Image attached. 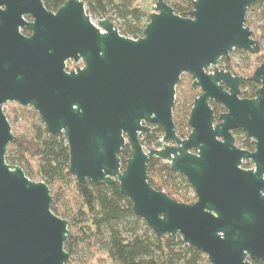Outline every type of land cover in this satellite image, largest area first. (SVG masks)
I'll list each match as a JSON object with an SVG mask.
<instances>
[{"label": "water", "instance_id": "1", "mask_svg": "<svg viewBox=\"0 0 264 264\" xmlns=\"http://www.w3.org/2000/svg\"><path fill=\"white\" fill-rule=\"evenodd\" d=\"M191 1L181 17L156 0L133 40L109 19L93 22L81 0L54 12L41 0H0V264H68L72 257L68 222L51 211L48 186L5 161L15 141L7 104L32 109L48 133L63 135L75 181L117 183L158 238L181 236L209 264H264V62L249 78L218 68L233 51L260 53L245 20L257 3L264 12V0ZM182 75L200 90L186 138L173 121ZM247 80L259 85L253 99L239 97ZM211 103L225 112L216 117ZM152 126L163 136L144 151L141 137ZM237 129L255 140L254 153L234 145ZM125 145L131 155L123 167ZM153 158L184 177L193 204L151 186ZM247 160L255 170L241 169Z\"/></svg>", "mask_w": 264, "mask_h": 264}, {"label": "trees", "instance_id": "2", "mask_svg": "<svg viewBox=\"0 0 264 264\" xmlns=\"http://www.w3.org/2000/svg\"><path fill=\"white\" fill-rule=\"evenodd\" d=\"M41 1L47 10L54 12L66 0ZM81 1L92 19H109L119 33L127 38L137 40L142 36L149 13L137 4V0ZM164 1L181 17H187L192 11L191 0ZM245 26L252 30L253 38L259 42L260 53L252 56L235 51L245 60L239 74L233 73L232 63L228 60L222 59L220 64L224 65L225 71L249 78L255 69L252 63L260 62L264 53V12L261 3L248 8ZM69 67H74V64L68 63ZM258 87V84L247 80L241 87L240 97H254ZM193 100L194 97L190 96L181 109L174 105L173 121L176 134L180 138H186L190 133L187 120ZM211 106L216 117L224 111L220 105ZM4 113L9 123L11 115L14 122L23 118L32 133L30 138L15 136V141L7 149L5 161L8 165L21 167L30 180H39L48 186L53 197L51 211L68 222L72 252L80 244H84L101 250L111 264H209L206 256L186 244L181 236L158 238L133 213L131 202L120 193L117 183L99 186L88 182L77 183L68 171L66 138L48 133L39 115L32 109L15 106L10 113L5 110ZM161 136L162 129L153 126L152 132L142 138L141 144L143 147L152 146ZM242 143V146H248V142ZM130 155V148L125 145L118 155L123 167ZM147 174L151 186L173 200L184 204H193L196 201L193 190L184 177L172 172L169 164L160 159L153 158L148 161ZM74 260L71 258L68 264H74Z\"/></svg>", "mask_w": 264, "mask_h": 264}, {"label": "rangeland", "instance_id": "3", "mask_svg": "<svg viewBox=\"0 0 264 264\" xmlns=\"http://www.w3.org/2000/svg\"><path fill=\"white\" fill-rule=\"evenodd\" d=\"M137 4L141 6L142 8H144L147 13L151 14L153 11L152 8L154 7L155 2L154 0H137ZM92 20L93 22H96V19H92ZM228 61L232 63V66H233L232 71L234 74H239L241 71V68L243 67L245 63L244 57L236 53L235 51L230 53ZM262 62H264V53H263V58L260 60V62H253L252 67L256 68ZM74 67H69V69H73ZM223 67L224 65L220 64V61H219L218 68L223 70ZM179 82H180V86L178 87L176 86L175 88V105H177L181 109L182 106L187 104L186 100L190 96L191 98L193 97L195 98L198 95H200V91L198 89H195V90L193 89L191 91V79L188 75H182ZM240 92H241V88H240ZM15 106H18V105L7 104L6 109L4 110L7 113H10V110ZM9 119H10L12 133L14 136L26 137V138L31 137L32 133L28 129L26 122L24 121L23 118H18V120L14 122L13 117L11 115ZM161 138L162 136L160 137V139ZM151 148H154V145L149 146V147L144 146V151H148ZM72 253H75L74 256L71 257L72 259H75L74 264H111L107 256L101 250L93 248L92 245L85 246L84 244H80L76 249H74V252Z\"/></svg>", "mask_w": 264, "mask_h": 264}, {"label": "flooded vegetation", "instance_id": "4", "mask_svg": "<svg viewBox=\"0 0 264 264\" xmlns=\"http://www.w3.org/2000/svg\"><path fill=\"white\" fill-rule=\"evenodd\" d=\"M27 21H30L31 19L30 18H26ZM24 32H27V33H24ZM21 33L24 35V36H29L30 35V32L27 30V29H23L21 30ZM225 71V70H224ZM233 74V73H232ZM234 75V74H233ZM234 76H237V75H234ZM241 77V76H239ZM243 86V85H242ZM241 86V87H242ZM223 88L225 90H227V88L225 87V85H223ZM199 90V89H198ZM200 91V90H199ZM240 97V96H239ZM241 99H245V98H242L240 97ZM255 98V95L254 97L252 98H247V99H253ZM214 104V103H211V105ZM218 105V104H217ZM221 106V105H220ZM212 107V106H211ZM222 107V106H221ZM223 108V107H222ZM224 109V108H223ZM225 110L223 112L220 113V115L222 113H224ZM152 129H153V126H152ZM152 132V131H151ZM232 136H233V139H234V145L236 147H238L239 149L241 150H244V151H247L249 153H254L255 152V140L252 139V138H248L247 135L240 129H237V130H234L231 132ZM146 136V135H144ZM142 136L141 139L144 137ZM239 141H242L244 143L248 142V146H242L244 145L242 142L239 143ZM241 169L245 170V171H250V170H255V165L254 163L251 161V160H247V161H243L242 164H241ZM263 180H264V174H263Z\"/></svg>", "mask_w": 264, "mask_h": 264}, {"label": "built area", "instance_id": "5", "mask_svg": "<svg viewBox=\"0 0 264 264\" xmlns=\"http://www.w3.org/2000/svg\"><path fill=\"white\" fill-rule=\"evenodd\" d=\"M5 107H6V106H5ZM5 107H4V108H5Z\"/></svg>", "mask_w": 264, "mask_h": 264}]
</instances>
